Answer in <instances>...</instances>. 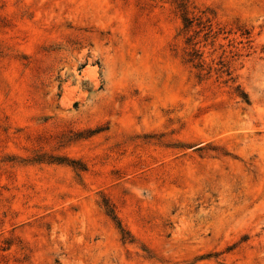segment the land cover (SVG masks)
Here are the masks:
<instances>
[{
	"label": "rangeland",
	"instance_id": "1",
	"mask_svg": "<svg viewBox=\"0 0 264 264\" xmlns=\"http://www.w3.org/2000/svg\"><path fill=\"white\" fill-rule=\"evenodd\" d=\"M0 264H264V0H0Z\"/></svg>",
	"mask_w": 264,
	"mask_h": 264
}]
</instances>
